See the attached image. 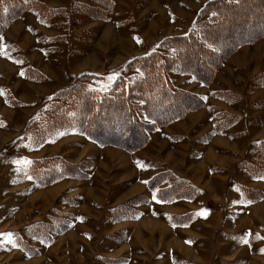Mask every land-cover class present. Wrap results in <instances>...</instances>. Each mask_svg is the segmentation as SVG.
<instances>
[{
	"label": "rangeland",
	"instance_id": "374dc122",
	"mask_svg": "<svg viewBox=\"0 0 264 264\" xmlns=\"http://www.w3.org/2000/svg\"><path fill=\"white\" fill-rule=\"evenodd\" d=\"M16 1L17 17L0 6V264H264V5L229 15L231 45L253 34L209 82L163 43L213 18L211 0ZM156 51L165 96L201 106L154 126L138 108L135 149L105 141L111 115L91 134L113 102L90 121L80 97L120 77L132 93Z\"/></svg>",
	"mask_w": 264,
	"mask_h": 264
},
{
	"label": "trees",
	"instance_id": "16d2710c",
	"mask_svg": "<svg viewBox=\"0 0 264 264\" xmlns=\"http://www.w3.org/2000/svg\"><path fill=\"white\" fill-rule=\"evenodd\" d=\"M101 3H108L105 0ZM107 1V0H106ZM15 4L13 8L10 6ZM256 4L255 6L264 5V0H211L206 4L209 7V11L213 13V18L204 19L199 26L195 29H192L189 33L183 34L178 37H171L166 39L163 45L166 48L172 49L174 56L171 58L173 60L172 64L175 66L181 67H193L200 69L198 63H202V69L208 68L205 71L206 76L203 78L206 81H211L214 77L216 70L220 68L222 55H227L234 48H238L244 44H247L246 38L249 35V38L252 36V32H246V25H242V31L246 34L242 35L243 40L240 42H233L232 45L230 40L233 39L234 32V23L236 22L229 15L234 14L236 9H239L240 6L249 4ZM4 4L7 8L13 12L12 17L18 16V11L23 8L24 3L17 4L16 0H0V6ZM27 4V3H25ZM240 5V6H238ZM102 10V9H101ZM203 12L205 9H202ZM16 11V12H15ZM216 17V19H215ZM215 19V20H214ZM232 19V20H231ZM5 22H10L9 20ZM228 22V25L225 26ZM0 28L5 23H0ZM3 29V28H2ZM231 35V36H230ZM240 39V38H238ZM222 40V41H221ZM229 43L227 44V42ZM159 51L152 53L148 60H143L145 64H139L140 68L143 70L142 74H137L138 88L132 90V85L129 83V80L125 77H120L117 82H115L112 89L105 93V95L95 94L92 92H85L86 95L80 97L83 102V109L88 108L89 113H84L88 120L93 121L94 114L98 113L102 109L103 101L105 100V105H108L113 102L112 106L106 107L107 113H105L102 123H99L95 129L100 131H90L91 134H96L101 140L103 137V132L101 131L102 124L108 122L107 116L115 120L116 128L105 126V141L113 139L111 135L118 133L122 144L127 143L130 146L127 149L138 148L144 142L143 135L148 131V128L144 125L147 123L142 119H139L141 116L138 115V108L143 109V111L149 114V117H156V122L152 120L153 124L158 123H168L175 118H178L179 114L185 110L197 109L198 106H201L202 101L193 98V95L181 94L176 99L168 98L165 96V88L169 86L168 84V71L169 68L164 60L158 55ZM199 53L198 57L195 53ZM179 53V56L177 54ZM207 54V55H205ZM186 58L185 60L183 59ZM209 57V58H208ZM141 57L139 59H143ZM145 59V58H144ZM209 61L208 63L204 62ZM204 62V63H203ZM199 76V75H198ZM200 77V76H199ZM144 84L145 86H142ZM76 90V89H74ZM147 91V94H144L142 91ZM153 94V97L152 94ZM155 94V95H154ZM141 97V105H136L132 99L135 97ZM165 96V97H164ZM167 100V104H166ZM111 107L112 110H109ZM180 111L175 115H167L168 112ZM142 112V111H141ZM142 112V113H144ZM114 113V115H112ZM121 113V114H120ZM116 115V116H115ZM101 119V116L98 117ZM81 120V117L80 119ZM75 122L78 123V120L75 118ZM158 122V123H157ZM114 125V124H113ZM88 126L86 127V129ZM125 145V144H124ZM261 145L264 146V141L261 142ZM126 146V145H125Z\"/></svg>",
	"mask_w": 264,
	"mask_h": 264
},
{
	"label": "crops",
	"instance_id": "0c3cea01",
	"mask_svg": "<svg viewBox=\"0 0 264 264\" xmlns=\"http://www.w3.org/2000/svg\"><path fill=\"white\" fill-rule=\"evenodd\" d=\"M263 129H264V127H263ZM249 133H251V132H249ZM253 133H255V130L254 131H252V133L251 134H253ZM261 208H262V210L264 209V206H262V207H259L258 209H256V212L257 213H260V211H261Z\"/></svg>",
	"mask_w": 264,
	"mask_h": 264
},
{
	"label": "snow or ice",
	"instance_id": "6c2138e0",
	"mask_svg": "<svg viewBox=\"0 0 264 264\" xmlns=\"http://www.w3.org/2000/svg\"><path fill=\"white\" fill-rule=\"evenodd\" d=\"M26 163H28V162H26ZM9 236H11V234H8Z\"/></svg>",
	"mask_w": 264,
	"mask_h": 264
}]
</instances>
